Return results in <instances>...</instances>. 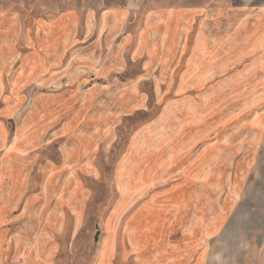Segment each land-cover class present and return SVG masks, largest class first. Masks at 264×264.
<instances>
[{
	"label": "rangeland",
	"instance_id": "obj_1",
	"mask_svg": "<svg viewBox=\"0 0 264 264\" xmlns=\"http://www.w3.org/2000/svg\"><path fill=\"white\" fill-rule=\"evenodd\" d=\"M0 264H264V0H0Z\"/></svg>",
	"mask_w": 264,
	"mask_h": 264
}]
</instances>
